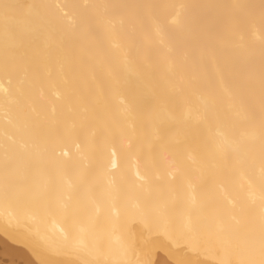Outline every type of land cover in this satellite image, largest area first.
Listing matches in <instances>:
<instances>
[{"label": "bare ground", "instance_id": "bare-ground-1", "mask_svg": "<svg viewBox=\"0 0 264 264\" xmlns=\"http://www.w3.org/2000/svg\"><path fill=\"white\" fill-rule=\"evenodd\" d=\"M264 264V0H0V264Z\"/></svg>", "mask_w": 264, "mask_h": 264}, {"label": "rangeland", "instance_id": "rangeland-1", "mask_svg": "<svg viewBox=\"0 0 264 264\" xmlns=\"http://www.w3.org/2000/svg\"><path fill=\"white\" fill-rule=\"evenodd\" d=\"M3 262L6 264V262H5V261H3ZM7 264H9V263H8V261H7Z\"/></svg>", "mask_w": 264, "mask_h": 264}, {"label": "snow or ice", "instance_id": "snow-or-ice-1", "mask_svg": "<svg viewBox=\"0 0 264 264\" xmlns=\"http://www.w3.org/2000/svg\"><path fill=\"white\" fill-rule=\"evenodd\" d=\"M177 264H181V262L178 261Z\"/></svg>", "mask_w": 264, "mask_h": 264}]
</instances>
